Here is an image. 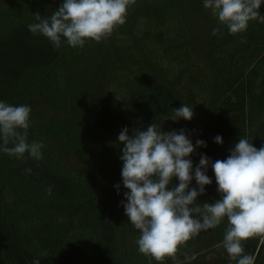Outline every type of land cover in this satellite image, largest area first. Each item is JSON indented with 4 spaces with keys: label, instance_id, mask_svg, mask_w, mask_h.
I'll return each instance as SVG.
<instances>
[{
    "label": "trees",
    "instance_id": "trees-1",
    "mask_svg": "<svg viewBox=\"0 0 264 264\" xmlns=\"http://www.w3.org/2000/svg\"><path fill=\"white\" fill-rule=\"evenodd\" d=\"M62 2L0 0V102L29 106L28 142L43 144L39 161L0 151V264H157L138 252L140 232L124 213L117 138L152 122L183 130L195 149L193 171L202 155L226 159L239 138L264 146V23L212 35L218 21L203 0H136L107 39L57 49L28 25ZM183 2L203 14L204 42L193 44ZM182 104L193 118L173 121ZM197 140L206 146L196 148ZM206 174L212 183L197 197L201 205L221 198L211 165ZM178 183L174 177L167 190ZM227 226L225 218L201 231L163 264H237L222 246ZM243 246L264 264V239Z\"/></svg>",
    "mask_w": 264,
    "mask_h": 264
},
{
    "label": "clouds",
    "instance_id": "clouds-1",
    "mask_svg": "<svg viewBox=\"0 0 264 264\" xmlns=\"http://www.w3.org/2000/svg\"><path fill=\"white\" fill-rule=\"evenodd\" d=\"M135 2L63 0L49 18L34 14L37 22L29 24L28 30L42 35L57 49L62 44L82 48L88 41L99 43L110 37L126 22L128 8ZM262 3L264 0H203L204 9L218 21L212 35L220 32L221 26L236 35L245 32L251 21L264 23V15L259 12ZM30 113L27 105L0 102V151L17 160H23L27 153L30 159L39 161L43 144L27 139ZM193 115L192 107L182 104L174 109L173 121H190ZM127 133L125 127L117 138L124 145L120 160L127 202L122 205L129 223L140 232L138 252L157 264L166 259L177 261L182 246L227 218L222 246L229 259L237 264H254L255 257L245 254L243 244L254 237L264 239V146L257 149L248 138H239L226 159L213 163L202 155L193 171L188 157L195 149L183 130L163 132L152 122L146 131L134 130L131 137ZM10 142L12 147L8 146ZM214 142L219 145L222 138L217 136ZM205 146L204 141H196V148ZM209 165L221 198L201 205L196 199L212 183L206 174ZM174 177L178 185L167 190ZM193 179L197 187L190 188ZM46 191L51 195V187ZM32 264H39V259Z\"/></svg>",
    "mask_w": 264,
    "mask_h": 264
},
{
    "label": "rangeland",
    "instance_id": "rangeland-1",
    "mask_svg": "<svg viewBox=\"0 0 264 264\" xmlns=\"http://www.w3.org/2000/svg\"><path fill=\"white\" fill-rule=\"evenodd\" d=\"M181 5L183 6L186 13L187 24L190 30L193 44L195 45V42L198 38L201 40V42H204L209 33V26L204 21L203 14L198 10H191L189 8V5L185 2L181 3ZM199 56L198 57L203 64L204 60L202 54H200Z\"/></svg>",
    "mask_w": 264,
    "mask_h": 264
}]
</instances>
